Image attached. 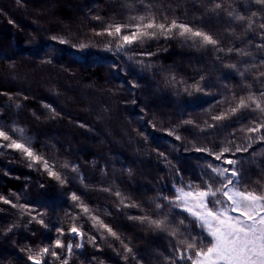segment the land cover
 Segmentation results:
<instances>
[{
    "label": "trees",
    "instance_id": "trees-1",
    "mask_svg": "<svg viewBox=\"0 0 264 264\" xmlns=\"http://www.w3.org/2000/svg\"><path fill=\"white\" fill-rule=\"evenodd\" d=\"M194 2L200 7H194ZM144 3L151 8L146 9ZM247 3L238 0L236 6L243 8ZM204 12L203 0H0V127L24 129L34 150L68 181L62 185L49 177L42 164L29 168V160L19 151L0 150V196L11 200L10 204L0 200V264H32L27 249L35 254L51 247L59 236L58 228L64 229L60 239L65 245L69 241L84 245L71 256L66 249L53 248L69 264H167L165 257L172 254L173 247L183 250L179 243L187 236L183 229L174 238L130 217L151 212L152 201L162 189L168 194L177 179L176 169L186 182L199 175V166L211 158L197 153L196 145L210 147L211 141L230 139L233 128L241 127L239 122L227 128H208L207 124L230 123L212 117L248 95L238 73L225 65L242 59L258 63L264 53H258L254 45L260 43V37L252 35L247 44L235 37L223 40L225 48L239 46L251 51L254 61L234 53L217 60L211 46L193 47L178 35L166 39L159 33L116 52L122 40L108 36L105 29L113 23H139L131 19L134 16L144 15L147 22L154 14L161 22L167 16V23L173 18L189 23L203 19L204 30L223 39L227 25L203 16ZM131 31L134 29L123 34ZM236 31L243 36V29ZM59 39L68 42L60 44ZM80 44L86 47L81 49ZM145 51L154 55H134ZM246 66L238 64L241 70ZM201 76L206 87L196 92L189 86ZM245 83L257 92L264 87L254 82V74ZM187 120L195 123L184 124ZM177 134L181 140L175 139ZM257 151L261 149L257 147ZM65 163L77 165L79 173L65 169ZM256 179L253 172L252 181ZM73 192L92 210L91 215L99 216L118 233L132 253L125 252L121 240L99 224L93 227L91 215H83L79 201L71 200ZM21 204L26 207L20 208ZM27 209L34 211L29 214ZM37 213L44 214L48 227L29 223ZM74 215L82 218L77 222ZM74 223L83 225V241L69 232ZM178 223L177 219L169 228ZM92 235L97 237L95 245L88 240ZM44 259L60 264L50 253Z\"/></svg>",
    "mask_w": 264,
    "mask_h": 264
},
{
    "label": "snow or ice",
    "instance_id": "snow-or-ice-1",
    "mask_svg": "<svg viewBox=\"0 0 264 264\" xmlns=\"http://www.w3.org/2000/svg\"><path fill=\"white\" fill-rule=\"evenodd\" d=\"M203 4L205 6L203 16L215 18L227 25L223 39L217 33L204 30L203 19L189 23L173 18L170 23H167V16H164L161 22L154 14H150L151 18L147 19V22H145L146 17L140 15L131 17L132 20L138 19L139 23L109 24L105 32L110 37L116 36L122 40V43H117L116 52L131 49L133 45L141 44L146 39H153L159 33L166 39L178 35L186 42L191 41L193 47L208 49L211 46L217 54V60L231 57L234 53L236 56L251 58L253 61L255 56L251 51L239 46L225 48L223 40H231L235 37L242 44H247L251 43L252 35H259L260 43H256L254 47L258 53H264V0H248L243 8L236 6L238 0H203ZM143 6L146 9L151 8L149 3H144ZM193 6L200 7L195 2ZM252 6H256V10H252ZM9 23L12 21L10 20ZM237 28L243 29V36H237ZM127 29H134V31L130 34H123ZM96 34L103 35L104 33ZM52 39L58 38L53 37ZM67 42L66 39H59L60 44ZM111 43L112 41H109V44ZM79 47L83 49L86 45L80 44ZM134 55L151 56L154 53L145 51L134 53ZM138 62L142 63V61ZM238 64L247 66L241 70ZM261 66H264V54L260 55L258 63L242 59L238 63L225 65L238 73L241 84L248 91V95L240 96L235 106L230 104L228 109L212 117L214 121H230V123H208L207 127L227 128L233 127L237 122L241 124V127L233 128V131L228 134L230 139L219 143L211 141L210 147L196 145L197 153H204L206 157L211 158H206L199 166V175L186 182L181 170L176 169L174 175L177 179L168 189V194H165L162 189L152 201L154 208L151 212L142 216L130 217V219L139 220L142 224L146 222L150 228L159 232H167L174 238L181 234V229L187 233L186 238L179 241L184 245L183 250L173 247L172 254L165 257L167 264H264V87L257 92L253 90L252 84L245 83L248 75L254 74V82L264 85V70ZM172 79L175 81L174 76ZM204 80L205 77L201 76L200 81L189 87L196 92H202L206 87L202 84ZM189 87H186L185 91H188ZM233 99H236L235 93H233ZM16 107L19 108L20 105L17 104ZM46 107L50 106L46 105ZM52 111L55 113V109ZM244 121L247 123L245 124ZM183 123L193 125L195 122L187 120ZM174 131H170L169 135H173ZM17 132L20 133L19 137H16ZM240 133L245 135L241 137ZM175 139L181 140L182 137L177 134ZM0 140L7 142L0 143V150L7 147L21 152L29 160V168L42 164L49 177H54L62 185L68 182L66 177H62L54 170V164H49L43 154L34 150L31 138L24 135V129L0 127ZM20 140L25 142L22 143ZM257 147L261 149L260 152L257 151ZM160 155L167 160L163 153ZM258 157L261 158L258 159ZM246 164L248 167H245ZM63 167L65 169L70 167L72 172L79 173L77 165L65 163ZM253 172L257 175L255 181H252ZM79 179L81 183H84L85 178L82 174L79 175ZM249 181H252L251 187L248 186ZM104 190L109 191V189ZM116 195L120 197L121 193L117 192ZM70 198L74 202L79 201L77 206L81 208L83 215H91L92 210L83 202L80 195L73 192ZM17 199L19 200V197ZM0 200H3L5 204L11 203L10 199L3 196H0ZM121 203L124 204L123 198H121ZM124 206L141 207L138 204H125ZM12 207H17V204H12ZM19 207L23 209L26 206L21 204ZM32 211L34 210L27 209L29 214ZM181 213L187 215L181 216ZM43 215V213H37L32 216L29 223L35 221L48 227L42 218ZM81 218V215L73 216L77 222ZM91 219L94 222L93 227L99 224V227L106 230L110 236L121 240L118 233L105 224L99 216L91 215ZM177 219L178 225L170 229V224ZM82 229L83 225L77 227L74 223L69 232L83 241L85 233ZM8 230L11 231V228ZM56 231L59 236L51 247L40 248L35 254L31 248L27 249L28 260L32 264H50L44 259L49 253L54 260H60V264H69V260L62 258L53 248L66 249L67 254L71 256L74 250H79L84 246L83 243L72 241L65 245L60 239L65 235L64 229L58 228ZM88 240L95 245L97 237L92 235L88 237ZM121 244L125 252L132 253V248L123 240Z\"/></svg>",
    "mask_w": 264,
    "mask_h": 264
},
{
    "label": "rangeland",
    "instance_id": "rangeland-1",
    "mask_svg": "<svg viewBox=\"0 0 264 264\" xmlns=\"http://www.w3.org/2000/svg\"><path fill=\"white\" fill-rule=\"evenodd\" d=\"M53 10V9H52ZM180 62V61H179Z\"/></svg>",
    "mask_w": 264,
    "mask_h": 264
}]
</instances>
